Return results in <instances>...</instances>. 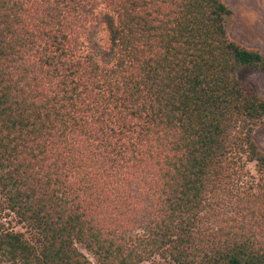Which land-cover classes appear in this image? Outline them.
<instances>
[{"label": "trees", "instance_id": "trees-1", "mask_svg": "<svg viewBox=\"0 0 264 264\" xmlns=\"http://www.w3.org/2000/svg\"><path fill=\"white\" fill-rule=\"evenodd\" d=\"M222 0H0V264H264V56Z\"/></svg>", "mask_w": 264, "mask_h": 264}, {"label": "rangeland", "instance_id": "rangeland-1", "mask_svg": "<svg viewBox=\"0 0 264 264\" xmlns=\"http://www.w3.org/2000/svg\"><path fill=\"white\" fill-rule=\"evenodd\" d=\"M231 10L232 15L227 19V33L231 40L238 44L260 51L264 56V0H222ZM240 77L255 93L264 99V72L241 70ZM254 138L264 151V125L255 130ZM23 232V224L5 210L0 203V232ZM79 250L92 264H98L92 254L81 246ZM1 261L5 257L0 256Z\"/></svg>", "mask_w": 264, "mask_h": 264}]
</instances>
